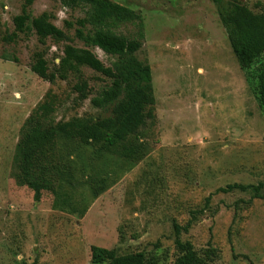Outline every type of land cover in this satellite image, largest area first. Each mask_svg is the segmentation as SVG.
Listing matches in <instances>:
<instances>
[{"label":"rangeland","instance_id":"rangeland-1","mask_svg":"<svg viewBox=\"0 0 264 264\" xmlns=\"http://www.w3.org/2000/svg\"><path fill=\"white\" fill-rule=\"evenodd\" d=\"M112 1L141 16L113 32L142 42L137 57L153 71V117L135 140L143 149L128 164L93 148L81 155L75 146L79 182L45 191L37 201L16 178L27 120L51 99L52 124L110 117L112 107L97 108L92 99L111 81L84 67L90 94L81 100L73 75L52 84L32 71L38 53L55 72L67 44L86 48L75 35L84 7L69 8L64 0L30 7L33 17L49 13L70 38L43 43L35 33L15 36L14 18L25 0H0V264H92L93 246L143 251L146 264H176L175 225L188 227L180 240L202 257L216 251L205 264H264V198H255V188L264 185V109L232 50L219 6L213 0ZM224 1L255 13L264 9V0ZM90 49L106 66L116 61ZM233 184L247 190L220 191Z\"/></svg>","mask_w":264,"mask_h":264},{"label":"trees","instance_id":"trees-1","mask_svg":"<svg viewBox=\"0 0 264 264\" xmlns=\"http://www.w3.org/2000/svg\"><path fill=\"white\" fill-rule=\"evenodd\" d=\"M37 1L25 0L22 14L14 18L15 36L17 33H35L43 43L49 38L57 42L69 41V36L52 22L49 13L39 17L31 15L30 7ZM213 1L219 6L232 50L245 72L248 85L264 109V9L255 13L247 5ZM64 4L73 9L84 7L87 11V16L77 21L75 34L86 48L67 44L55 72L50 71L45 53H38L32 71L52 84L73 75L77 79L74 90L81 100H87L90 94L82 69L86 67L101 73L111 85L93 98L92 104L102 109L112 107V116L97 121L75 118L52 124L49 120L56 111L54 100L46 101L34 110L18 144L16 178L20 185L34 191L37 201L45 191L55 194L62 184L69 183L72 187L76 179L79 182L82 172L76 177L75 146L81 155L84 149L93 148L101 154L118 155L131 164L143 149V145L135 140L152 119L156 104L152 68L137 57L142 42L113 32L120 25L141 21V16L112 0H64ZM89 26L91 30L87 31ZM67 27L72 29L74 25L67 23ZM90 48L100 49L116 61L112 66H106ZM263 187L260 184L255 188L256 199L264 198L260 194ZM237 189L247 190V187L233 184L220 191L228 193ZM181 230L187 231L188 227L175 225L176 245L180 252L176 264H205L204 258L213 260L217 256L214 249H209L202 257L191 243L180 240ZM91 251L92 264H146L148 259L143 251L120 254L117 249L98 246H93Z\"/></svg>","mask_w":264,"mask_h":264}]
</instances>
